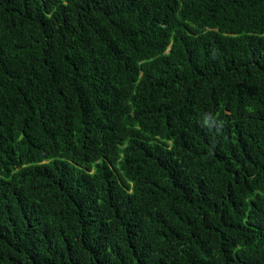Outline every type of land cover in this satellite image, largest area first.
I'll use <instances>...</instances> for the list:
<instances>
[{
	"label": "trees",
	"instance_id": "obj_1",
	"mask_svg": "<svg viewBox=\"0 0 264 264\" xmlns=\"http://www.w3.org/2000/svg\"><path fill=\"white\" fill-rule=\"evenodd\" d=\"M0 264H264V0H0Z\"/></svg>",
	"mask_w": 264,
	"mask_h": 264
}]
</instances>
